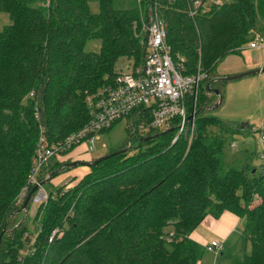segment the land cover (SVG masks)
<instances>
[{
    "label": "trees",
    "instance_id": "16d2710c",
    "mask_svg": "<svg viewBox=\"0 0 264 264\" xmlns=\"http://www.w3.org/2000/svg\"><path fill=\"white\" fill-rule=\"evenodd\" d=\"M151 1L188 72L200 62L208 75L200 84L195 137L174 141L177 119L162 130L137 131L136 148L91 166L71 189L49 190L31 228L16 202L34 166L40 125L52 142L65 140L89 121L87 98L116 78L119 60H145L134 27L140 13L138 4L118 8L113 0H100L99 13L90 0H0L12 20L0 31V264H199L204 248L193 233L225 212L244 220L251 243V252L231 264H264V170L227 169L228 136L239 128L201 114L216 100L211 88L223 92L217 63L264 34V0L222 1L194 17L193 0ZM92 38L102 40L99 52L85 49ZM134 119L151 121L149 113ZM68 168L60 165L52 178ZM55 229L62 236L50 241ZM28 248L32 253L22 255Z\"/></svg>",
    "mask_w": 264,
    "mask_h": 264
},
{
    "label": "built area",
    "instance_id": "2783aa9c",
    "mask_svg": "<svg viewBox=\"0 0 264 264\" xmlns=\"http://www.w3.org/2000/svg\"><path fill=\"white\" fill-rule=\"evenodd\" d=\"M143 1L137 0L142 10L144 6L146 13L147 39L144 63L134 71L119 70L113 84L89 95L87 98L89 121L81 129L68 135L65 140L51 142L46 135V129L41 127L34 166L27 184L18 196L20 203L25 200L34 185H39V188L32 196L33 202L46 203L50 193L44 185H41V179L42 171L50 160L55 155L81 143H86L87 150L91 153L95 149L96 142L102 137L103 131L112 128L121 119L129 121L134 128L133 116L145 117L149 113L151 117L149 123L142 121L136 125L138 131L143 133L152 129H165L177 119L179 121L177 139L195 128V115L188 119L193 107L191 103L193 98L195 101L198 99L196 97L200 84L208 75L201 67L194 73H188L186 58L181 54H175L167 41V30L159 11L151 0H147L146 4H143ZM222 1L193 0L189 14L194 17L201 7L220 4ZM248 47L264 49V34H256ZM195 108L194 105V110ZM261 143L264 149V133L261 135ZM262 156L264 157V153ZM89 159L91 156L87 158ZM254 198V203L260 201L257 194ZM58 233L62 232L60 229H55L49 240L52 241ZM34 240L35 237L31 244ZM223 248V243L216 240L207 246L208 250L217 254L221 253ZM21 253L27 255L32 253V250L23 249Z\"/></svg>",
    "mask_w": 264,
    "mask_h": 264
},
{
    "label": "rangeland",
    "instance_id": "374dc122",
    "mask_svg": "<svg viewBox=\"0 0 264 264\" xmlns=\"http://www.w3.org/2000/svg\"><path fill=\"white\" fill-rule=\"evenodd\" d=\"M223 1H231V0H223ZM113 2L115 6L118 8L133 7L137 4V0H113ZM146 2L147 0H144L143 4H146ZM90 8L93 13H99L101 11L100 0H90ZM142 8L143 10L141 9L140 6L138 8L140 13V20L139 22H137V24H135L134 27L136 28L135 34L137 37L140 38L143 44L144 52H146V39H147V31L145 27L146 13L144 11V6ZM11 22L12 20L10 15L5 11L0 10V31L4 30V28L10 25ZM101 47H102V40L99 38H92L87 41L85 49L90 52H99L101 50ZM242 50L243 51L241 53L230 54L224 57L220 62L217 63L216 70L220 75H222L220 78L234 74H241L247 72H251V73L235 79L225 80L222 87L223 92L221 95L223 97V102L221 106L213 110L205 109L202 111L201 114L216 116L227 122L229 124V127L232 125L236 128H239L237 132L232 133L233 134L232 136L230 135L228 136L229 141L226 145L227 148L225 151V163L227 169L229 167H235L239 170H243V169L251 170L253 168H259V169L262 168L264 170L263 168L264 157L262 156V154L264 153V149L261 143V135L262 133H264V71L253 72L264 69V50L260 48L257 49L259 50L257 51L254 49L247 48L245 46L243 47ZM143 63H144L143 56L138 58V60L124 57L119 60L117 69L118 71L122 69L123 72L134 71L138 67L142 66ZM197 65H198L197 69L201 67L204 70L200 62ZM192 72H196V71L194 70ZM106 78H109V76H107ZM113 80H115V76L114 79L112 78V81ZM111 82L110 84H112ZM105 85H107V82L105 83ZM103 87L104 84L99 89V91ZM203 89L204 88L202 85V87L199 88L197 93L196 98L198 99L195 101V99L193 98V103H191L193 107L189 116L195 115V124H196L197 112H199V110L202 109L200 107L201 101L199 100H201L202 98ZM218 100L219 97L216 96V100L211 105L215 104ZM194 105L196 106L195 110H194ZM188 107L190 106L188 105ZM134 117L136 116H133V119ZM137 118H140L142 120V117H137ZM136 120L137 119L133 120L135 126L134 128L132 127V129L127 123L126 119H121L118 122H116L110 130L103 133V137H101L96 142L95 149L91 153L88 152L86 147V150H81L79 153L75 154L74 150L76 149L77 146L83 144L81 143L80 145H77L76 147H73L72 149L65 151L63 154L61 153L62 155H64L63 157L58 159L54 157L55 158V159L53 158L54 161L50 160L48 164L49 168L46 173L42 174V178L49 179L50 176H52L51 171L57 170V168L62 164L66 165L67 163L78 162V161H80L79 165H75L73 167H69L68 169H64L60 174L65 176L66 173H70L67 175L69 176L72 173L71 170L74 169L87 170L88 173L91 170V166H89L87 162H92L97 158L109 154L108 151L114 152L127 147H129V149L132 148L131 150H133L140 144V141L138 140L136 141V135L134 134L138 131L136 126L137 125ZM41 127L42 129H44L45 126L40 125V132H41ZM195 129H196V125L194 129H190L189 132L185 133V134H189V138L191 141L195 137V133H196ZM158 134L159 133H156L155 135ZM143 138L146 137L143 136ZM176 140L177 137L174 138V141ZM90 156L92 158L87 160V158ZM93 157L95 159H93ZM135 157H137V154L135 155ZM135 157H129L128 160H134ZM87 173L83 174V176L81 177L77 175H72L69 177L66 176L63 177L64 179L56 178L60 175L59 174L54 178H51L49 185L45 187H48L47 188L48 191L50 190L51 192L55 188L60 186H62L64 189H71L76 184H79L81 179ZM24 201L21 203H24ZM17 203L21 204L18 199L16 204ZM37 206H38L37 203L35 202L31 203L28 213L27 214L24 213L26 214V217L24 216L25 218L24 217L23 218L24 219L27 218V224L31 228L37 227L38 225L36 223V216H35ZM243 228H244V224L242 228L239 229L242 231V234H244ZM198 232H200L204 237L202 238V243H200V245L204 248V254L199 264H229L230 256H232L231 249L235 245H237V243L241 240L239 238L240 233L233 235L230 243H227L225 247L226 249L224 251V254L219 255V259L216 260L215 252L212 253L213 251L210 252L206 248L207 243L211 242L213 239H218L216 232L213 231V229L209 226L207 221H205L203 224L200 225V227L198 228ZM62 233L60 234V236H62ZM168 237H172V235L170 234ZM247 244H248L247 245L248 248L247 250L244 249V251L250 253L251 252L250 241H248ZM245 245L246 242L244 246Z\"/></svg>",
    "mask_w": 264,
    "mask_h": 264
},
{
    "label": "crops",
    "instance_id": "0c3cea01",
    "mask_svg": "<svg viewBox=\"0 0 264 264\" xmlns=\"http://www.w3.org/2000/svg\"><path fill=\"white\" fill-rule=\"evenodd\" d=\"M247 48H249V47H247ZM250 49L257 50V49H260V48H250ZM257 51H259V50H257ZM102 137H103V135H102ZM86 147H87V144L86 143H83L82 145L76 147V149L74 150V153L77 154L81 150H86ZM93 159H95V158L93 157ZM71 172L72 173L69 176L77 175V176L81 177V176H83V174L87 173V170H76V169H74V170H71ZM68 174H70V173H66L65 176L62 175V174H60L56 178L64 179L63 177H66ZM69 176H67V177H69ZM37 210H38V206L36 207V212H37ZM205 221H207V223L209 224V226L213 229V231L216 232V235L218 236V239H213L212 241H215V240L216 241H219L220 240L223 243V245H224V248H223V250H222V252L220 254L215 253V255H216L215 259L216 260L219 259V255H223L224 254V251L226 249L225 247H226L227 243H230L233 235H235L237 233L238 234L240 233V235H239L240 237L239 238L241 239L240 240L241 242L239 241L237 243V245H235L231 249L232 250L231 255L233 257L230 256L229 264H231L232 259H234L236 257L242 258L245 255V253H247L246 251H244V249L247 250V248H248L247 245L248 244H247V242L245 240L244 234H242V231L239 230L240 228H242V226L244 224V220L242 218H240L235 213L225 212L219 218H213V217L209 216V217H207L205 219ZM199 227H200V225H199ZM198 228L193 233V239L200 244V243H202V238H204V237H203V235L200 232H198ZM211 242L207 243L206 245L208 246L209 244H211ZM245 242H246V245L244 246ZM207 246H206V248H207ZM212 253H214V252H212Z\"/></svg>",
    "mask_w": 264,
    "mask_h": 264
},
{
    "label": "water",
    "instance_id": "95a60500",
    "mask_svg": "<svg viewBox=\"0 0 264 264\" xmlns=\"http://www.w3.org/2000/svg\"><path fill=\"white\" fill-rule=\"evenodd\" d=\"M260 71H264V69H262V70H257V71H253V72H260ZM250 73H251V72L241 73V74H234V75H230V76H225V77L220 78V79H221V80H230V79H235V78H238V77H242V76L247 75V74H250ZM209 87H210V86H209ZM211 89H212V91H213V92L219 97V100H218L215 104H213V105H211V106H208V107L204 108V110H205V109L213 110V109H215V108H217V107H220L221 104H222V102H223V97H222L221 92L219 91V89H217V88H211ZM191 117H192V116H189L188 119H190ZM147 139H149V138L146 137L145 140H147ZM128 149H129V147L124 148V149H120V150H117V151H114V152H112V153H110V154H106L105 156H102V157L97 158L96 160H94V161H92V162H87V163H88L89 166H93V165L97 164L98 162H100V161H102V160H104V159H106V158H108V157H111V156H113V155H117V154H119V153H121V152H123V151H126V150H128ZM81 163H82V162H81ZM84 163H85V162H84ZM79 164H80V161H78V162H71V163H67L66 166H67V167H73V166H75V165H79ZM52 177H53V176H50V178H52ZM44 183H45V181H44V182H41V185H43ZM38 188H39V185H35V186L30 190V192L28 193V195H27V197H26V199H25V201H24V203H23L21 209L19 210V212L25 211V212L28 213L27 207H28V205H29L30 200L32 199V196H33L34 192H35ZM24 220H25V219H24ZM5 231H6V230H4V232H5ZM1 239H2V236H1V238H0V246H1Z\"/></svg>",
    "mask_w": 264,
    "mask_h": 264
}]
</instances>
